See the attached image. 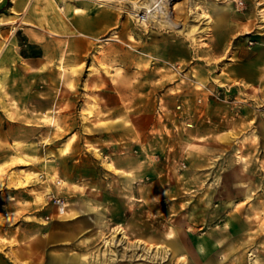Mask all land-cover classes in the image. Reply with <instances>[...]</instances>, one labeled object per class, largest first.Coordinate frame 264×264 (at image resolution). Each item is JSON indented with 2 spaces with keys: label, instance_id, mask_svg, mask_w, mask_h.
I'll return each mask as SVG.
<instances>
[{
  "label": "rangeland",
  "instance_id": "374dc122",
  "mask_svg": "<svg viewBox=\"0 0 264 264\" xmlns=\"http://www.w3.org/2000/svg\"><path fill=\"white\" fill-rule=\"evenodd\" d=\"M123 1L0 0V264H264V0Z\"/></svg>",
  "mask_w": 264,
  "mask_h": 264
},
{
  "label": "bare ground",
  "instance_id": "6f19581e",
  "mask_svg": "<svg viewBox=\"0 0 264 264\" xmlns=\"http://www.w3.org/2000/svg\"><path fill=\"white\" fill-rule=\"evenodd\" d=\"M97 1H105V0H97ZM121 2H125V1L121 0ZM126 2L133 4L135 9H144V16H141L140 23H142L146 27H148L152 24H158L159 27L162 29H171L174 31H178L180 34L184 33V31L186 29V23L178 20L173 15L172 12L174 11L176 4L174 5V2H172L171 0H166V2L171 5V8H163V7L161 8V6H160V4H158L157 0H126ZM159 10L161 12V15L156 14V12L157 11L159 12ZM202 18H208V19L210 18V20H211V17H209L207 14H204V15L202 14ZM261 22L264 23V12H262ZM261 28H264V25ZM202 32L203 33L209 32V28L208 27L204 28V30H202ZM195 33H198L197 27L190 30L188 32V35L192 36L193 42H195L197 44V37H196ZM82 34L84 35V33H82ZM16 184L18 187H20V186H23L25 183L23 180H20V179L17 180L16 179ZM114 232H115L114 237L121 235V238L119 239L121 241V243H123L124 239L127 238L125 236L123 230H121L120 228H116ZM105 238H106L105 242L107 244L112 243V239H110L109 237H105ZM114 241L115 240H113V242ZM136 244H137V246H146V242H142L140 240H138ZM147 248L149 250H154L156 248L158 251H160L162 246L149 245ZM151 253H153V252H151Z\"/></svg>",
  "mask_w": 264,
  "mask_h": 264
},
{
  "label": "crops",
  "instance_id": "0c3cea01",
  "mask_svg": "<svg viewBox=\"0 0 264 264\" xmlns=\"http://www.w3.org/2000/svg\"><path fill=\"white\" fill-rule=\"evenodd\" d=\"M50 33H52V34H57L58 32L57 31H55V30H50ZM85 36H86V34H84ZM262 37V36H261ZM264 37V36H263ZM263 37L261 38V41H262V43L260 44V46H262V47H264V39H263ZM261 56H262V58H263V60H264V52H262V54H260ZM252 65V64H251ZM250 68H253L254 70L252 71V72H245V74H246V76H245V78L246 79H248L249 80V83L250 82H256L257 81V78L261 75L260 74V66L259 67H257L256 68V66L255 65H252V66H250ZM239 77H241V75L239 76ZM217 79L219 80V78L217 77ZM204 80H201V82H203ZM209 81V80H208ZM220 81V80H219ZM257 82H260V81H257ZM206 83V82H205ZM221 84V83H220ZM263 84V83H262ZM259 85H261V83H259ZM101 111H102V107H101ZM104 114H107V113H104ZM99 116V115H98ZM117 116V115H116ZM118 117V116H117ZM116 117V118H117ZM137 138H138V136L136 135L135 137H133L132 139L133 140H137ZM138 151H139V149H138ZM138 157V156H137ZM109 167H112L113 168V166L111 165V164H109ZM118 167V168H117ZM115 168L116 169H118V170H125L126 172H130L131 174L132 173H135L137 176H140V175H142V172H141V165L140 164H138L137 166H133V167H130V168H128V167H123L122 165H117V166H115ZM11 204V203H10ZM11 206H14L13 205V203H12V205ZM67 216L66 217H62V218H68L69 216H70V214L68 213V211H67ZM61 217V216H60ZM62 223V222H61ZM61 223L59 222V221H57L54 225L55 226H57L58 224L59 225H61ZM63 224V223H62ZM65 224V223H64ZM116 228H118V227H116ZM79 230H78V228L76 227L75 229H73V232H72V234L73 233H77ZM58 232V230H53V229H51V228H47V230H45V236H48V237H46L45 238V242L48 244V245H52V244H54L57 240L54 238V237H56V236H58V234L59 233H57ZM42 241H43V239L41 240V242L40 243H35V245H38V244H42ZM149 245H153V244H149ZM149 245H147V246H149ZM154 246V245H153ZM155 246H162L161 244H156ZM162 248H163V246H162ZM173 251H172V253H174L175 252V249H172ZM171 251V250H170ZM12 255H13V257L15 258V260H13V263L14 264H32V262H31V260L29 259V258H26L23 254H22V252H21V250H19V248L17 249V248H15L14 250H13V252H12ZM84 258H87V256H84ZM29 259V260H28ZM70 261H72V262H69V263H67V264H78V263H76V261H75V258L74 259H72V260H70ZM33 264H38L37 263V261H34V263ZM46 264H60V263H55V262H50V263H48L47 261H46Z\"/></svg>",
  "mask_w": 264,
  "mask_h": 264
},
{
  "label": "built area",
  "instance_id": "2783aa9c",
  "mask_svg": "<svg viewBox=\"0 0 264 264\" xmlns=\"http://www.w3.org/2000/svg\"><path fill=\"white\" fill-rule=\"evenodd\" d=\"M49 198H51V200L60 207L65 206L66 204L64 197L55 195L54 193L49 194Z\"/></svg>",
  "mask_w": 264,
  "mask_h": 264
}]
</instances>
